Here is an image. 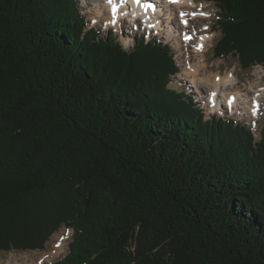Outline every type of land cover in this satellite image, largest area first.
Wrapping results in <instances>:
<instances>
[{"label": "trees", "instance_id": "16d2710c", "mask_svg": "<svg viewBox=\"0 0 264 264\" xmlns=\"http://www.w3.org/2000/svg\"><path fill=\"white\" fill-rule=\"evenodd\" d=\"M213 2V55L264 66V0ZM178 70L76 0H0V253L65 226L53 264H264V123L205 119Z\"/></svg>", "mask_w": 264, "mask_h": 264}, {"label": "rangeland", "instance_id": "374dc122", "mask_svg": "<svg viewBox=\"0 0 264 264\" xmlns=\"http://www.w3.org/2000/svg\"><path fill=\"white\" fill-rule=\"evenodd\" d=\"M76 1H77L78 7L81 9L82 13L86 17L87 28L94 27L96 29H99L101 34H106L109 30L110 31L112 30L111 29L112 26L109 28L110 25H107L108 23H104L103 18L101 22L97 21V18H95L94 21L93 19H91V16H90L91 10L90 9L88 10L86 3H84L86 1L91 2V0H76ZM188 8L189 9L185 11L186 13H188V11H193V10L194 12L196 10L202 11L201 8H205L204 12L208 15V17L203 20H201L200 18L192 19L190 27L187 28V30L189 32L194 33V38L192 41H189V43L182 42L180 40V35L178 37L180 41L173 38V34L172 32H170L172 27L174 26V23L172 21H170V23L164 22L163 24V29H164V26L170 25V30L166 28V32L164 31V33L166 34V39L169 42L166 39H162V40L165 43L169 44L174 49V53H175L174 59L177 65L178 66L180 65V68L178 67L179 70H181L182 72V68H183L180 51L185 50L190 55V64L191 65L195 64L194 66L198 67V74L196 77H203L204 75H207V73L209 74L219 73L220 76H225L229 72H232L235 78V82H234L235 84H233V88L230 87L228 88V90L232 89L231 91H233L236 89L240 91L241 94L242 93L246 94V92L247 93L249 92L250 95L254 94L253 92H251L252 90H257V89L262 90L264 88V67L263 66L255 65L249 70H242L238 67L236 59L233 56L216 58L213 55V45L215 44V42H217V39H218V34L216 31H214L212 27L214 21L216 20L218 16L217 9H216V6L213 0H199V1L194 0V5ZM93 9H94L93 13L97 11L96 8H93ZM208 26H211V28L209 29ZM125 27H129V25L125 23ZM121 34L124 35V33H121ZM121 34L118 35V38L121 37V40L124 41V37ZM200 35L201 36L206 35V40H207V44H206L207 46H206L205 52L203 53V58L202 57L199 58L200 56L199 55L197 56L194 52L195 44L200 39ZM158 37L161 38V36H158ZM130 47L132 46L130 45L129 47H125V49H128ZM178 72H176V74ZM176 74L172 76V82L179 85L182 89H184V92H186L189 96L192 97L193 101H195V107L200 108V105H202L201 100L203 99L202 101L203 105L207 107L208 111L211 112L210 116L216 115L222 118L229 117V116L237 117L240 119L239 121H241L243 124H247V125L250 124L251 126L253 124V121H255L257 127L254 126V129H255L254 132L257 135L259 127L264 123V93L261 94V98H260L261 99V106H260L261 109L259 110V112L255 115V117L253 116L252 118H247L242 113V111H235L234 109L224 108L223 106H218L217 108L213 110V108L211 107H213L214 104H211L207 101V97H208L207 93L209 91L208 88L196 86V90L198 92L195 93L192 82H190L189 80H187L189 82L182 81L179 78H177ZM256 85H258V87H255ZM213 111H217V112L212 113ZM205 117L208 118V115L205 114ZM49 196L50 195L48 192V193H45V195H43V198H46ZM69 237H70V232L61 226L56 232H54L50 236V239L48 243L45 244L44 249L28 250V251L13 250V251H8V252H1L0 253V264H35L39 262L40 258L42 259L41 260L42 262L40 263L52 264L55 260L59 259L66 252V246H67V241ZM57 245L59 246L57 247ZM43 254L46 255V257L45 256L41 257ZM47 255H49V257Z\"/></svg>", "mask_w": 264, "mask_h": 264}, {"label": "bare ground", "instance_id": "6f19581e", "mask_svg": "<svg viewBox=\"0 0 264 264\" xmlns=\"http://www.w3.org/2000/svg\"><path fill=\"white\" fill-rule=\"evenodd\" d=\"M112 2H114V0H111V2H109V0H91V2L86 1L84 3H86L88 10L89 9L91 10L90 12L91 19L95 20V18H97V21L101 22L103 18L104 23H108L107 25H110L111 18H110L109 11H111L110 7L112 8L111 6ZM162 4L164 5V7H166V10H167L166 13L163 14L164 22L170 23V21H172L174 23V26L172 27L170 31L173 34V38H175L178 41L180 40L182 41V35L185 36L188 34H192L191 32L186 31V28H183L185 26L184 24L182 25L180 21L188 20L189 23L191 22L192 20V17H190L191 11H188V13H186L185 11L189 9L188 7L194 5V0H177V2H170L169 0V2L166 1ZM93 8L97 9V11H95L94 13H93L94 11ZM129 8L134 14L136 6L131 5ZM201 13L202 11H198V16L202 15ZM154 17L156 18L157 21H159L162 18V17H158L157 14H154ZM134 18L135 16H133L131 20H133ZM166 28L170 30V25L164 26L165 32H166ZM180 29H182L183 31H180ZM179 35H180V40L178 39ZM200 42L203 43L202 48L197 47V44ZM206 44H207L206 35H202L200 39L196 42L195 48H194V52L197 56L198 55L200 56L199 58L201 57L203 58V53L205 52L206 46H207ZM180 54H181L183 68H182V72L181 70H179V72L176 74L177 78H179L182 81L192 82L195 93L198 92L196 90V86L208 88L209 91L207 93V96H208L207 101L211 104H214L213 107H211L213 108V110L217 108L218 106H223L224 108L234 109L235 111H242V113L247 118H252L253 116L255 117L256 106L261 104L260 98H261V94L264 93V88L262 90L261 89L252 90L251 92L254 93L253 95H250L249 92L248 93L246 92V94L244 93L241 94V92L236 89L233 91H231L232 89L228 90V88L230 87L233 88V84H235L234 83L235 78L232 72H229L225 76H220L219 73L217 74L207 73V75H204L203 77H196L198 74V67L194 66L195 64L193 65L190 64V55L188 54V52L184 50V51H180ZM179 68H180V65H179ZM255 87H258V85H256ZM254 107H255V114H253ZM44 256L46 257V255L44 254L41 257H44ZM47 256L49 257V255ZM41 260L42 259L40 258L39 263L42 262Z\"/></svg>", "mask_w": 264, "mask_h": 264}, {"label": "snow or ice", "instance_id": "6c2138e0", "mask_svg": "<svg viewBox=\"0 0 264 264\" xmlns=\"http://www.w3.org/2000/svg\"><path fill=\"white\" fill-rule=\"evenodd\" d=\"M109 2H111V0H109ZM137 2H139V0H137ZM170 2H177V0H170ZM147 7H152V5H147ZM182 15H183V13H182ZM256 107H258V106H256ZM253 114H255V107H254V111H253ZM59 245H57V247H58Z\"/></svg>", "mask_w": 264, "mask_h": 264}]
</instances>
